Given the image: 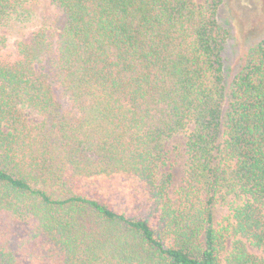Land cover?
<instances>
[{"label":"trees","instance_id":"1","mask_svg":"<svg viewBox=\"0 0 264 264\" xmlns=\"http://www.w3.org/2000/svg\"><path fill=\"white\" fill-rule=\"evenodd\" d=\"M31 1L0 0V26ZM221 1L50 0L0 38V264H264V34L226 70Z\"/></svg>","mask_w":264,"mask_h":264},{"label":"rangeland","instance_id":"2","mask_svg":"<svg viewBox=\"0 0 264 264\" xmlns=\"http://www.w3.org/2000/svg\"><path fill=\"white\" fill-rule=\"evenodd\" d=\"M202 5L204 0H194ZM24 17L0 26V38L8 47L15 41L26 38L32 31L45 22L52 21L57 16L56 7L50 0H32L24 8ZM218 24L228 31V41L225 46V69L235 71L241 57L247 48L256 43L264 34V0H222L217 11ZM62 21L59 19L58 22ZM28 121L35 123L40 120L35 113L25 109ZM186 135H174L164 144L163 162L159 174L168 173L171 176L168 196L177 197V192L185 180V143ZM231 221L230 205L220 201L214 206L213 224L216 229L226 227ZM16 244V243H15ZM15 244H13L15 249ZM230 240L225 241L228 249ZM264 258V251L259 253Z\"/></svg>","mask_w":264,"mask_h":264}]
</instances>
